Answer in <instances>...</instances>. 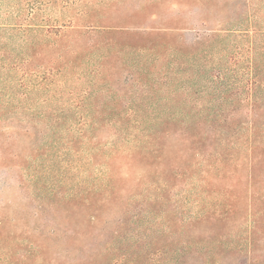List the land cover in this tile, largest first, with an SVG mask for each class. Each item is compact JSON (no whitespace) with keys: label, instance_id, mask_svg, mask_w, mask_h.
<instances>
[{"label":"trees","instance_id":"obj_1","mask_svg":"<svg viewBox=\"0 0 264 264\" xmlns=\"http://www.w3.org/2000/svg\"><path fill=\"white\" fill-rule=\"evenodd\" d=\"M261 11L259 8L245 10L233 25L239 28L205 27L203 35H197L191 42L183 39L178 28L152 33V30L84 29L71 24L63 30L48 31L33 23L0 24V140L29 133L28 128L12 131L6 119L9 111L14 104L21 106L36 95L48 94L54 98L57 93L49 94L57 84L54 76L66 80L74 73L78 75L79 84L87 76L91 78L88 79L90 88L82 93L83 103L87 104L86 119L68 124L59 115L50 117L52 114L46 112L30 115V124L37 116L42 117L46 132L53 135L67 129V138H44L24 161L19 154H10L8 147L0 145L1 166H5L8 158L18 159L14 165L21 172L18 176L21 187L28 186L26 180L27 183L48 177L54 180V176L62 175L58 182L45 183L43 203L32 214V220L37 218L41 223L35 230L44 232L46 238H58L61 232L68 234L64 242L66 252L72 241L70 236L89 231L100 234L104 211L109 207L118 208L123 193L117 184L121 180L115 168L117 164L127 172V178L122 180H133L135 185L130 186V190L136 195L128 197L141 199L148 213L164 218L167 227L182 228L184 224L181 216L163 206L170 199L169 186L185 178H199L205 183L225 180L240 185L244 177L251 194H255L256 181L264 180V122H259L263 114L256 111L260 102L264 104V15H259ZM152 35L155 37L151 38ZM126 36L135 44L123 41L118 47V42L111 40ZM237 38L244 41V46L237 45ZM127 49L133 55L127 53ZM14 56V61L6 62ZM189 68L194 72L188 80L190 84L185 88L177 86L173 75H182ZM112 69L128 71L130 76H123L124 80L115 86L105 74ZM240 71L243 76L236 82ZM156 72L164 82L152 86L149 81ZM101 82L106 83L105 88L96 86ZM130 84L136 88H130ZM131 89L134 92H130ZM237 89L242 91L243 98L235 92ZM159 93L168 94L174 104L180 103L184 109L176 112L173 106L165 107L157 116L156 103H166L165 98L157 99ZM129 94L134 96L128 100H133L132 107L117 108L119 100ZM241 101L248 108L244 114L236 110L223 114L225 107L236 102L234 105H239ZM183 111V115L176 116ZM131 115L143 117L130 118ZM58 141L64 142L67 150H75L76 156L86 150L88 162L98 163L99 173L90 176L86 190L74 186L62 189L66 185V166L59 167L57 172L42 166L46 171L43 175L38 173L39 155L46 157L47 147L57 145ZM239 141L244 144L248 158L246 162L233 163L232 157L227 156L233 153L227 150L238 153ZM207 157L214 159L210 162ZM203 163L206 165L198 172L196 167ZM242 165L248 174L231 171L244 167ZM141 185L149 187L134 192ZM139 212L146 214L142 209ZM256 213L254 209L253 214ZM255 217H251L254 228L258 224ZM11 222L24 225L26 229L22 232H29L26 221ZM1 223L0 229L3 228ZM180 234V239L173 238L171 242L177 255L172 264H185L179 258L188 257L190 246L183 244L182 232ZM13 239H9L10 242ZM31 244L42 248L43 252L49 250L44 240L38 245ZM31 248L34 247L29 244L24 247L23 257L34 254ZM9 254H15V250ZM45 261L50 262L44 259L42 264H49ZM193 262L207 263L198 258Z\"/></svg>","mask_w":264,"mask_h":264},{"label":"rangeland","instance_id":"obj_2","mask_svg":"<svg viewBox=\"0 0 264 264\" xmlns=\"http://www.w3.org/2000/svg\"><path fill=\"white\" fill-rule=\"evenodd\" d=\"M251 8L261 9L259 15H264V0H0V24L33 23L48 31H55L58 28L63 30L71 24L84 29L112 28L130 32L152 30L150 31L152 33L178 28L181 30L177 31L184 35L183 39L191 42L192 39L197 38V35H203L205 27L239 28L233 26L236 19L245 10ZM153 37L155 36L152 35L151 38ZM130 38L126 36L124 39L111 40L118 42L116 46L120 47L123 41L135 44ZM236 43L238 46H244L241 38H237ZM125 51L132 54L128 49ZM15 57H10L6 62L14 61ZM242 73L238 72L236 82L241 79ZM73 74H70L66 80L58 76L53 77L57 84L49 94L57 93L54 98L42 94L26 100L21 106L14 104L6 118L11 124L12 131L28 128L29 133L14 136L6 141L0 140V145L4 148L8 147L7 151L10 154H19L24 161L27 159L26 156L44 141V138H57L55 136L63 140L67 138V129L53 135L46 132L45 122L41 121L42 117L37 116L30 124V115L39 112L52 114L50 117L59 115L68 124L86 119L87 104L83 103L82 93L90 88L88 79L91 78L87 76L79 84L76 79L78 75ZM105 74L109 81H114L112 83L115 86L124 80L123 76H130L128 71H115V69L108 70ZM191 76H194V72L190 68L182 75H173L177 86L183 88L190 84L191 81L188 80L192 79ZM159 82L164 80L161 74L156 72L149 84L157 86ZM237 85L239 87L240 83ZM96 86L105 88L106 83L101 82ZM130 88L136 87L130 84ZM130 92L134 90L131 89ZM235 92L239 93L240 98L244 97L242 91L237 89ZM133 98V94L127 95L123 100H119L116 107L129 109L133 100L130 102L128 100ZM160 98H165L166 103L163 101L156 103L157 116L165 107L173 106L172 109L176 112L184 109L180 103L174 104L175 101L172 102L168 94L159 93L157 99ZM261 103L258 105L259 108L256 107V111L263 114L259 122H264V104ZM234 104L225 107L223 114L228 115V112L234 110L242 114L248 111L243 101L239 105ZM183 114L184 111L177 113L176 116ZM136 117L143 115L130 116V118ZM241 144L242 142L239 141L238 153L227 150L233 153V155L227 154L229 158L232 157L233 163L236 160L247 161V151L244 144ZM64 147L67 146L62 141L47 147V156L38 157L42 160H39L38 173L43 175L46 171L42 166L51 168L53 172H57L59 167L66 166L64 179L66 185L62 189L68 190L74 186L75 189L86 190L90 176L99 173L98 163L88 162L86 150L82 151L80 156H76L75 150H67ZM40 151L44 153L45 149ZM207 158L210 162L214 159ZM16 161L18 159L8 158L5 166L0 165V222L3 226L0 229V237H2L0 264H42L44 259L50 260V262L45 261L49 264H172L177 255L171 242L173 238L180 239L181 232L183 244L190 246L188 257L185 260L179 258L185 264H194L195 258L200 262H207L206 264H264V180L262 181V178L256 181L255 194H251L244 177H241L243 179L240 185L225 180L205 183L199 178H185L178 184L170 185L167 190L170 199L163 208L174 210L176 215L184 219V224L182 228L176 225L167 227L164 218L148 213L141 199L131 198L136 195L130 190V186L134 184L133 180L129 182L122 180L127 178V172L124 167L117 164L115 168L119 170L118 178H121L117 184L123 190L119 207L115 209L109 207L104 211L100 220L102 227L100 234L89 231L78 236H70L69 239L72 240L68 247L70 251L68 249L66 252L64 242L68 234L61 232L58 238L53 236L46 238L44 232L35 230V227L41 226L40 221L37 218L32 220V214L38 210L37 206L43 203L45 183L58 182L62 175L54 176V180L49 177L37 182L27 183L26 180L28 186L21 187L18 182L21 172L14 165ZM205 165L206 163H203L202 166L196 167L197 171L200 172L199 169L204 168ZM245 168V166L238 167L231 171L245 175L248 174ZM147 187L149 186L141 185L134 192H142ZM129 194H132L131 197H128ZM253 203L255 206L252 205ZM139 209L146 214H140ZM254 209L257 211L256 215L253 214ZM48 213H51V210H48ZM252 216H256L254 218L256 223L258 221L256 228L252 226ZM17 219L27 222L29 232H22L26 229L24 225L12 224L11 221L15 223ZM12 238H15L14 242H10L9 239ZM40 240L46 241L48 251L43 252L42 248L31 244L34 242L38 245ZM27 244L34 247L31 248L34 254L29 258L23 257L24 247ZM12 250H15V254L10 255L9 252Z\"/></svg>","mask_w":264,"mask_h":264}]
</instances>
